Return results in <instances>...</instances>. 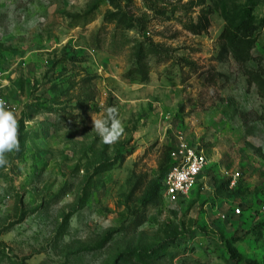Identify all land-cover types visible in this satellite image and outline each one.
Masks as SVG:
<instances>
[{
    "label": "rangeland",
    "instance_id": "obj_1",
    "mask_svg": "<svg viewBox=\"0 0 264 264\" xmlns=\"http://www.w3.org/2000/svg\"><path fill=\"white\" fill-rule=\"evenodd\" d=\"M0 264H264V0H0Z\"/></svg>",
    "mask_w": 264,
    "mask_h": 264
},
{
    "label": "built area",
    "instance_id": "obj_2",
    "mask_svg": "<svg viewBox=\"0 0 264 264\" xmlns=\"http://www.w3.org/2000/svg\"><path fill=\"white\" fill-rule=\"evenodd\" d=\"M169 159L170 165L160 180L163 197L169 200L185 199L203 172L205 157L196 146L181 138L172 147ZM238 176V172L233 174L232 183ZM234 212L237 213L238 209Z\"/></svg>",
    "mask_w": 264,
    "mask_h": 264
},
{
    "label": "trees",
    "instance_id": "obj_3",
    "mask_svg": "<svg viewBox=\"0 0 264 264\" xmlns=\"http://www.w3.org/2000/svg\"><path fill=\"white\" fill-rule=\"evenodd\" d=\"M249 15H246V16H244V18L245 17H248ZM245 24L248 26V23H246L245 22ZM249 28V27H248ZM246 33H247V27L246 26H244L242 23L238 26V28H237V32H236V35H235V37H234V40H233V42H232V50H233V55H234V57H236V58H238V55H241V54H244V48L243 49H241L240 48V46H238V43L239 42H241V40L243 39L244 40V38H245V36H246ZM249 33V32H248ZM247 33V34H248ZM172 149V148H171ZM171 151V150H170ZM170 151L168 152V154H167V161H166V166H165V168H164V171H163V173H162V176H163V174H164V172L166 171V169L168 168V166L170 165V159H169V153H170ZM162 176H161V178H162ZM161 180V179H160ZM160 187H161V185H160ZM161 190H162V188H161ZM147 198H149V195H145V197H144V200H147Z\"/></svg>",
    "mask_w": 264,
    "mask_h": 264
}]
</instances>
